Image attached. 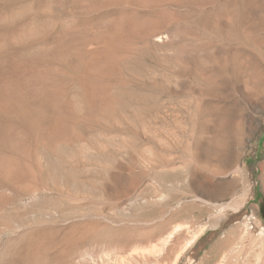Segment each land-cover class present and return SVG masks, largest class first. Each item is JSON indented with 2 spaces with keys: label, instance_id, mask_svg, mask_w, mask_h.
Returning <instances> with one entry per match:
<instances>
[{
  "label": "rangeland",
  "instance_id": "obj_1",
  "mask_svg": "<svg viewBox=\"0 0 264 264\" xmlns=\"http://www.w3.org/2000/svg\"><path fill=\"white\" fill-rule=\"evenodd\" d=\"M251 85L264 0H0V264L125 260L174 225L205 228L179 264H264Z\"/></svg>",
  "mask_w": 264,
  "mask_h": 264
},
{
  "label": "bare ground",
  "instance_id": "obj_2",
  "mask_svg": "<svg viewBox=\"0 0 264 264\" xmlns=\"http://www.w3.org/2000/svg\"><path fill=\"white\" fill-rule=\"evenodd\" d=\"M158 42L161 41L159 38ZM248 85V84H246ZM248 90V94H251L253 97H259L262 99L261 102L264 101V97L261 98L262 94L260 93V88L258 89L255 85H251ZM264 87V86H263ZM262 89V88H261ZM264 90V88H263ZM263 93V92H262ZM264 94V93H263ZM258 104V103H257ZM262 107V106H261ZM223 208V207H222ZM222 213V212H221ZM179 226V225H178ZM184 227V226H183ZM188 228L184 229L182 227L169 226L163 235H161L154 246L150 247H141L138 254H134V256H128L125 260H114L111 262H107L106 264H149L148 258H155L157 256L160 257L166 256L164 264H179L180 259L184 257L186 254L189 255V261H192L194 258V245L196 241L201 237L204 233L205 228ZM243 231V230H242ZM73 257L70 258V263L77 262L78 264H92L91 261L86 257V255L81 253L72 254ZM149 258V259H150ZM157 261V260H156ZM68 262V261H67ZM162 263V262H161Z\"/></svg>",
  "mask_w": 264,
  "mask_h": 264
},
{
  "label": "water",
  "instance_id": "obj_3",
  "mask_svg": "<svg viewBox=\"0 0 264 264\" xmlns=\"http://www.w3.org/2000/svg\"><path fill=\"white\" fill-rule=\"evenodd\" d=\"M260 213L264 217V205L260 207Z\"/></svg>",
  "mask_w": 264,
  "mask_h": 264
}]
</instances>
